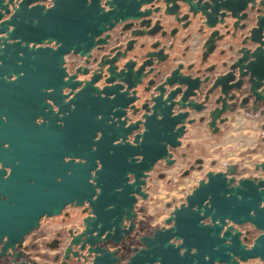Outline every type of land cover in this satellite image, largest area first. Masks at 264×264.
<instances>
[{
	"label": "water",
	"instance_id": "obj_1",
	"mask_svg": "<svg viewBox=\"0 0 264 264\" xmlns=\"http://www.w3.org/2000/svg\"><path fill=\"white\" fill-rule=\"evenodd\" d=\"M44 1L45 0H21L20 4L15 7L13 0H7V3H5V0H0V32L6 33L5 37H0V44L4 45L3 48H0V85L9 88L11 92L17 91V93L21 95H27L28 98L25 99V102L23 98H20V101L27 105H32V107H42V115H44L43 110L45 107L51 109V106L45 103V96L52 99L53 102L57 104L59 113H64L70 108V105L73 104L75 108H72V110H79L81 105H83L82 100L88 95V99L91 101L89 103V109L92 119L88 124L82 120L78 121V136L73 142V145H63L59 159H61L60 163L63 165L65 171L69 170L70 173H78L85 181L88 170L95 167V159L99 158L103 167L97 172L96 180L98 186L101 188V192L95 201H91L90 196L93 190L90 191L89 197L87 198L85 197L86 195H84L82 185L79 183L78 192L74 194V197H77L78 200L89 199L90 201L89 207H83L82 210L86 215L82 217L81 230L72 236L69 243H71V247H76V251L72 252V256L75 258L77 264H116L118 257L115 255V251H108L101 246V244L106 241L119 243L124 237L128 236L133 228L132 223L131 229L125 231L121 235L118 227L119 217L130 203L129 191L132 190L131 186L124 184L126 180L125 173L127 171H133L139 178L143 168L148 167L156 157L163 155V142H174V135L171 133V128L175 119L178 118H171L169 116V106L164 101L157 98L153 115L149 117L147 121V131L144 134L143 142L135 147L126 143L113 145L112 140L117 137H123L127 132L131 131L132 127H135V125H132L125 129L123 127V121H119V117L122 115V108L128 103L126 95L121 93L119 88L120 86L123 87L124 83H129V87L132 88L137 83V72H139L138 69L142 65L137 70H131V65L125 62L122 65L128 67V72H123L121 67V71L116 73L114 70L118 68V64L115 63L121 56L112 58L114 69H109L110 72H112L109 79L113 80H106L105 82L119 83L120 85L117 84L97 90L88 82L80 92L75 94L72 100L65 103L66 108H63L57 99L58 94H60V89L63 86L73 88L76 84L70 81L71 78L68 81L62 79L64 73L63 70L59 68L60 55L70 47H75L78 50L86 49L92 42L89 33L95 35L102 30L105 24H110L116 19L128 16L135 17L142 14L146 16L149 10L143 13L137 11L140 2H142L140 7L143 5L153 7L156 3H163L165 5L163 13L166 15H176L175 11H180L182 5L187 6L189 11H191V8L190 5H188V0H171L173 6L169 9H167L169 0H112L114 4L113 9L110 12L98 14L99 9L97 0H92V4L87 7L84 5V0H56V6L45 12L42 6L45 4ZM31 2L41 5H34L29 8L28 4ZM245 3L246 0H212L211 5L197 4L192 5V8L193 10L211 8V12H206L208 23L210 24L208 27L211 28L216 25L213 23H215L216 12L219 8H229L232 10L233 15H236L237 12L245 6ZM9 4L12 5V8H8ZM158 8L159 7H156L153 10L156 11ZM257 11H259V9H257ZM251 14V10H246L244 13L245 17ZM199 15L200 13L193 12L191 18L198 20ZM185 17H188V13L185 14ZM228 19L234 20L232 28H235V17H225V20L221 23L223 27L227 28L229 26V22H227ZM244 21L250 24L253 23L250 19H245ZM9 24L12 25L11 31L8 30ZM245 25L246 24H242L239 29H242ZM258 25V28L252 30L251 38L253 40L260 39V30L264 29V17L258 18ZM229 31L228 29L226 34L232 39L236 38L237 28L231 35L228 34ZM46 37L63 41L62 47L55 51L47 48H28L29 41L38 43ZM8 40H12L13 42L8 43ZM20 40L24 41L23 46H21ZM207 43L209 44V48L207 47ZM242 43H244V41H239L238 45ZM252 43L255 42L253 41ZM261 43H264V41H261ZM205 45L207 53L204 54L203 59L207 54L213 51L215 41L209 39ZM230 49H232V46H230ZM241 51H244V55L237 61V64L241 67L242 79L238 81L237 84H231L227 81L231 78V73L222 79L217 77L212 84V89L205 94V99H207L208 96L214 94L213 90H215L217 97L214 103L221 104L222 108L224 105L221 103L222 98L220 93L225 96L238 98L237 94L244 95L245 92L249 91L247 85L250 81L254 91L259 82L264 80V49L257 48L255 52L248 53L247 50H243L237 46L234 50V54L230 58L233 59L234 57H238ZM20 53H22V55H20ZM68 54L82 56L74 50L65 55ZM249 55L254 56L255 59L249 61L245 65L244 61L248 59ZM17 61H20V63L18 64ZM244 68H247L251 73V76L247 79L243 78ZM177 70L178 69L172 71L164 80L167 86L178 85V87L175 88L176 94L181 92V86H183L184 89H187L189 86V91L193 86L202 89V82H200L199 77H197V82L189 80L183 77L182 74L176 72ZM21 71L24 73L23 76L19 75ZM233 71H235V69H233ZM12 72L17 73V79L15 81H5L3 76ZM253 77H255V79H253ZM92 79L95 80L97 78L93 77ZM207 79L208 78H204V81ZM47 87L53 88V92L45 93L42 91V89ZM100 91L105 93L103 98L99 95ZM93 93L96 94L93 95ZM110 93L114 94V98L109 99ZM171 95H174V92L170 94L169 99ZM185 95H187V93ZM192 95L195 96V93L193 92ZM249 100H251L252 112L254 113L256 110V100H259L260 105H264V99H261L259 94H257L254 100L252 99V93H249V95L243 96V101L240 103L239 107L246 111V104ZM15 101H17V99H15ZM116 106H119V108L113 111V108ZM235 106L237 105L233 104L228 106L225 110L233 111ZM204 107L205 106H198L196 102L192 101L188 104V108L195 111H200L204 109ZM157 112L162 114V119H156ZM97 113L102 115V119L97 120L95 118ZM188 114V112L184 113L185 116H188ZM260 115H264V111H261ZM112 116H115L117 120L109 123ZM46 117L47 116L44 115V118ZM55 117V115L47 117L46 124H54L56 121ZM117 121L119 122V126H117ZM189 123H192V121L190 120ZM64 125H66L65 119ZM87 130L88 136L86 137L85 132ZM97 130L101 131V138L99 141H93L92 137ZM93 143L96 144L95 151L91 150V145ZM137 152L142 153L144 156V159L140 163H136L134 160L130 159L132 154ZM65 155L83 156L86 158V162L83 164L71 160L65 162L63 160ZM255 169L259 170L263 176L259 178H240L238 180H241L242 187L232 190L226 188L222 175H227L228 173L232 175L234 173L233 166H229L225 172L211 171L217 176L211 178L208 185H202V187L189 198V208L184 209L183 206H181V210L176 211V225L174 229L157 232L155 238L152 239L147 237L138 239L141 245L140 248L144 246L143 243L147 245V248L146 250L136 252L135 248L137 247H134L132 251L136 252V254L130 259L129 264H151L153 259H161V264H193V262L194 264H213V261L223 262V264H237V261L232 259L233 256H238L240 258L239 264H247L249 261L253 260H258V262L248 264H264V209L257 208L259 200L264 199V192H258L257 184L253 183V181H259V183L264 184V162L255 164ZM230 178L235 181L234 176H230ZM118 185L122 186L120 192L114 190ZM91 187L93 188L92 185ZM33 190L34 189H32L30 196L25 199L16 200L12 204L8 201L0 200V234H8L9 241L18 239L26 231V234H28L32 230L37 229L38 226L35 225V223L40 213L52 212L58 209L64 201L69 200L66 198H58L45 202L42 201V194L37 190ZM226 191L232 192L230 198L225 197L224 194ZM237 193L240 194V199H237ZM208 194H211V208L204 206V215L211 214L214 220L217 216H220L221 222H223L222 217L225 215L236 222L250 220L236 224V228L247 233V238L245 237L246 243H251L252 239L260 235L256 238V242L252 249L243 248L238 239L239 232L233 234L231 229H229L225 231L223 237H220L218 235V226H201L198 224V220L201 217L198 211H191V205L195 203L199 208L202 200ZM137 196L145 200L147 198V193L144 195L137 194ZM109 203L114 205L113 208H107ZM67 204L82 207L81 204L76 201L73 203L72 200L66 201L61 206L59 212L51 214L49 217L60 215ZM92 207L95 212L94 219L93 213L89 211ZM249 208L256 209V214L254 216L248 215ZM213 209L215 210L214 212ZM134 216L135 213L133 212V217ZM114 217L115 219H113ZM166 223L167 221L164 219V224ZM112 224L117 225L115 233H110L109 235L105 234L106 231H111L110 226ZM245 225L247 228L243 230L242 226ZM89 226L90 229L87 231ZM93 233L96 234V237H93ZM151 234L152 232L143 236H150ZM171 235L183 236L184 246L195 245L197 247V253L190 255L186 251L183 257L179 256L176 248L167 244V240ZM100 237L103 238L101 239ZM225 239H230L231 244H224ZM2 254L3 253H0V255ZM205 255L209 257L207 261L204 260ZM81 257H83V259H81ZM68 258L69 256H65V260ZM125 264H128V259Z\"/></svg>",
	"mask_w": 264,
	"mask_h": 264
},
{
	"label": "clouds",
	"instance_id": "obj_2",
	"mask_svg": "<svg viewBox=\"0 0 264 264\" xmlns=\"http://www.w3.org/2000/svg\"><path fill=\"white\" fill-rule=\"evenodd\" d=\"M21 0H13V4H15V7H17L20 4ZM5 3H7V0H5ZM140 2L138 4L137 11L140 13L144 12V9L140 7ZM92 4V0H84V5L87 7ZM98 14L107 13L110 12L114 4L112 3V0H97ZM204 5L212 4V0H188V5H190L191 11H189V8L187 6L181 7L180 11L176 12V19L179 20V23H176V20L173 19L171 16L164 17V25L165 30H170L172 27H176L177 29H180L181 25H184L186 23L187 17H185V13H188V17H191V14L193 12L200 13L198 21L194 24H192L190 27L184 28L182 30L177 31L175 34V39H166L163 41V45H166L168 43H174L175 47L172 49V55L173 56H180V52L182 51L184 45L180 43V39L182 37H185L186 34H192L191 38L186 41V43L190 46L188 53L184 57H180L177 60V64L183 63L185 65V69H187L188 64H193L194 67L192 69H187L182 75L183 77H186L189 80H193L197 82V77H199L200 82L204 81L205 76H210V80L206 87L203 89H198L195 86L191 88L189 91V86L187 89L181 90L179 94H176L175 88L169 89L168 91H165L164 89L167 87L166 83L164 81L158 82L156 86H154V90H150L149 94L144 96L143 98H140L137 100L135 104L132 103L134 99H136V96L134 94V90L129 87V83H124L123 87L120 86L119 91L123 94H125L129 99L128 103L123 106L122 112L123 115L119 117V121H123V127L125 129L129 128L132 125H135V127H132L131 131L127 132L126 135L123 137H117L116 139L112 140L113 145L118 144H129L133 147L137 146L139 143L143 142L144 134L147 131L146 125L148 118L153 115L154 108L157 102V98L164 101L169 106V116L171 118H178L175 119V122L172 125L171 133L174 135V142H163L164 147V153L163 155H160L156 157L148 167L143 168L141 170V174L139 175V178L133 171H127L125 173L126 180L124 182L125 185H129L132 187V190L129 191V197H130V203L127 206L126 210L120 215L119 217V224L118 227L120 229V234L122 235L125 231H128L132 227L133 223V212L135 211V204H136V197L137 194L144 195L145 193L152 191H158L160 199L164 203H172V198L177 197V202L169 209L168 213L164 217V219L167 221L166 224H164L161 227L154 228V231L150 236H143L141 235L138 237V239H141L142 237H147L149 239L155 238L157 232H163L170 229H174L176 225V211L181 210V206H183L184 209L189 208V198L194 195L201 187L206 186L209 184L210 179L213 177H216L217 175L215 173H212L211 171H206L204 174H193L194 179L191 180L190 183L184 182V176L187 172L191 171L192 168L199 166V161L204 160L207 158L208 161L214 162L219 161L220 162V168L221 170H227V166L238 158V153L241 151H244L246 148H255L256 145L252 141L255 140L256 137L264 136V130H262L258 125L264 124V117L260 116L261 111H264V105H260L259 100H256L255 105V113H252V106L246 105L248 107V112L245 113L244 109L239 107L240 103L243 101V96L237 97H231V96H225L222 93L221 95V103L224 105V107H221V104H215L213 105L209 101L204 100V94L208 92V89L212 87V83L216 80L217 77L219 79H222L224 77H227L229 73H231V78L227 81L231 84H237L238 81L242 79V70L240 65L237 64V61L241 59V57L244 55V51H241L239 53L238 57H234L232 60L228 59V56H219L218 51L212 52L211 56H209L207 63H203L201 60V51H202V45H204V40L207 39L209 41V38H213V32L211 29L208 28V16L206 15V12H211V8H207L204 10L196 9L193 10L192 5ZM34 5H41L39 3L31 2L28 4V7L31 8ZM43 10L47 12L50 9H53L56 6V0H48L47 4L42 5ZM173 4L171 3V0H169V4L167 5V9L171 8ZM8 8H12V5L9 4ZM161 11L163 12L165 5L161 3L160 5ZM259 9V11H257ZM246 10H251V15L248 17H245L244 13ZM170 12V11H169ZM159 16V14H158ZM225 17H235L236 18V24L235 28H231L229 35H231L233 32H235L236 28H240L241 25L244 23L245 19H250L253 21V23L249 24L247 28L244 29L243 34L236 33V38L238 41H244V43L239 44L238 47L247 50L248 53H253L257 48L264 49V43H261V41H264V29L260 30V39L259 40H253L252 37V30L259 27L258 25V18L264 17V0H246L245 6L237 12L236 15H233L232 10L229 8L221 7L216 12V18L215 23L213 24H221ZM158 18V17H157ZM143 19V14L138 15L135 17L128 16L124 18H119L114 20L110 24H105L102 30H100L95 35H91L92 42L90 46H88L86 49L78 50L75 47H70L67 49V51H64L60 55V63L59 68L63 70V76L62 79L64 81H68L70 78L73 82L78 81L79 83L76 84L75 87L70 88L68 86H63L60 89V92L62 95H64V102L67 103L68 101L72 100L76 93L80 92L81 89H83L86 86V83L90 82L92 87L100 90L104 89L105 87H111L113 85H120L119 83H106L105 81H112L113 79H109V77L112 75V72H110V68L114 69V63L112 58L117 57L118 54H123V49L117 48L109 54L107 51L101 53V58L97 59L95 63L93 64V71L89 72V75L87 77L81 76L80 73L84 72L87 65L80 63L76 64L75 66H71L69 64L68 56H66V53H69L71 51H75L78 54H81L84 58V60H87L89 62H92L93 56L95 54L96 48H103L107 39H108V33L109 30H112L114 28H122L125 25H127L130 21H135L136 24H139V20ZM7 20V19H6ZM168 21H172L171 24L168 23ZM155 20H153V23ZM212 25V24H211ZM203 29L204 36L200 37L198 36L197 29ZM8 30H12V25H8ZM133 29H129V32H131ZM125 35H128V33H125ZM5 32H0V37H5ZM156 39H159V37H156ZM255 43H252V42ZM12 40H8V43H12ZM151 43V41H149ZM21 46L24 45V41L20 40ZM139 42L137 43L138 46ZM63 45V41H58L55 38H44L38 43H33L32 41L28 42V48H36V49H51L53 51L60 49ZM4 45L0 44V48H3ZM209 48V45H207ZM147 48V46H146ZM22 55V53H20ZM231 55V53H229ZM218 57V58H217ZM255 57L252 55L248 56V59L244 61V64L246 65L249 61L254 60ZM103 61V62H102ZM107 61V62H106ZM223 61H226L227 63H222ZM19 64L20 61H17ZM215 63L217 65V70L213 73L209 74L207 71H205L206 68L210 64ZM123 69V72H128V67L121 66ZM199 68V71H196V69ZM79 69V70H78ZM235 69V71H233ZM116 73L120 72V68H115L114 70ZM176 72L179 73V70ZM101 73H103V78H101ZM97 75L98 78L93 80V76ZM173 74V73H172ZM243 74L245 79L251 76V73L247 70V68L243 69ZM20 76H23L24 73L21 71L19 73ZM143 75L141 72L139 75L138 80ZM3 79L5 81H15L17 79V73L12 72L10 74L4 75ZM255 79V77H253ZM99 80V83L97 81ZM169 82V81H168ZM170 83V82H169ZM196 85V84H195ZM249 91L245 92L244 95H249V93H252V99H256L257 94H259V97L261 99H264V80H261L258 84V86L255 87V90L253 91L252 83L251 81L247 85ZM45 93H52L53 88L47 87L42 89ZM218 91V90H217ZM174 92V95H171V98L169 99L170 94ZM195 93V96L192 95V93ZM187 93V95H185ZM96 93H93L95 95ZM99 95L101 98L104 97L105 93L103 91L99 92ZM174 97V99H173ZM114 98V94H109V99ZM195 99L197 103H202L205 105L204 111L200 113L201 116H204L203 121L199 119V116H196L195 114H190L188 116H185L184 113L189 111L188 104L191 100ZM45 103L51 106V109L53 112L57 113L58 115H64L63 113H59L58 106L53 102L52 99L45 96ZM233 104L237 105V108L234 111H228L225 110L228 106H231ZM146 105V107H145ZM70 108H75V105H70ZM119 106H116L113 108V111H116ZM47 111V109H45ZM247 117V118H245ZM259 117V119H257ZM97 120L102 119V115L100 113L96 114L95 117ZM161 113H156V119H162ZM6 117L4 115H0V120H5ZM117 118L115 116H112L109 120V123L112 121H116ZM192 121V123H189V121ZM45 119L41 115H37L34 118V123L39 126L42 123H45ZM57 124L60 126H63V120H57ZM117 126H119V122L117 121ZM101 131L97 130L95 132V135L92 137L93 141H99L101 138ZM4 148L8 147V143L4 142L3 144ZM91 150H96V144L93 143L91 145ZM136 163H140L144 156L142 153H133L131 158ZM258 159H264V157H258ZM63 160L65 162H68L69 160L73 162L78 163H85L86 158L83 156H69L65 155L63 157ZM103 167L101 161L99 158L95 159V167L90 168L88 170V177L87 182L93 186V191L91 194V201H95L97 197L99 196L101 192L100 186L97 184L96 176L97 172ZM0 169H3V176L6 178L10 172L11 168L0 163ZM223 180L225 182L226 188L229 190L237 189L242 187L241 180L233 181L230 177L227 175H222ZM57 181H59L61 178L57 177ZM254 184H257V191L258 192H264V184L259 183V181H253ZM116 192H120L122 190V186H116L114 189ZM179 194V195H178ZM225 197L230 198L232 195L231 191L225 192ZM240 194L237 193V199H240ZM75 200L77 203H80L82 207L88 208L89 207V199H82L78 200L77 198H72L66 201ZM211 200V194H208L204 197V199L201 202V205L199 208L195 203L191 205V211L192 212H199V216L201 217L198 220V224L201 226H213L216 225L219 227V233L218 235L220 237H223L225 234V231L231 229L232 233L235 234L236 232H239V242L245 249H252L254 243L256 242V238L260 235H258L256 238L252 239L251 243H246L247 233L244 231H240L236 228V224L244 223L246 221L250 220H244L242 222H236L229 216L225 215L222 217L217 216L216 219H213V216L210 215H204V206H208L211 208L210 204ZM64 201L62 205L66 202ZM61 205V206H62ZM61 206H59L58 209L52 211V212H42L38 215L36 219L35 225L38 226V228L43 229L45 225L50 223V220L46 217L51 216V214L57 213L60 211ZM113 204L109 203L107 205L108 209L113 208ZM162 205L156 204L155 207L159 209ZM257 208L264 209V199H260L257 205ZM93 213V219H94V210L93 207L89 209ZM215 210L213 209V212ZM256 214V209L249 208L248 209V215L254 216ZM58 219V218H57ZM115 219V217L113 218ZM99 227V226H98ZM111 231L107 232L105 234L109 235L110 233H115L117 225L112 224ZM90 226L88 227L87 231H89ZM91 231V230H90ZM27 232V231H26ZM24 232L18 239H13L9 241V235L8 234H0V253H5L10 256L12 264H31V259H34L36 257L31 258H24L21 256L20 251L18 250L21 244H28L29 239L31 238L28 236L25 238ZM55 234L50 233L44 237L45 240H50L53 238ZM93 237H96V234L93 233ZM246 237V238H245ZM101 239L103 237H100ZM144 246L142 248H135L136 252H139L140 250H146L147 245L143 243ZM167 244L171 245L173 248H176L177 254L181 257L184 256L185 252L187 251L190 255L197 253V247L195 245L191 246H184V237L179 235H171L169 236L167 240ZM224 244L228 245L231 244L230 239H225ZM215 247V245H214ZM72 247L71 243H68L67 247L65 248L64 254H62L59 257V260L57 261V264H60V261L65 260V256L72 255ZM136 252L132 251L131 256L128 258V264L130 262V259L136 254ZM208 256H204V260H208ZM83 259V257H81ZM232 259L237 261V264H239L240 258L238 256H233ZM151 264H161V259H153L151 261ZM194 264V262H193ZM213 264H223V262L219 261H213Z\"/></svg>",
	"mask_w": 264,
	"mask_h": 264
},
{
	"label": "flooded vegetation",
	"instance_id": "obj_3",
	"mask_svg": "<svg viewBox=\"0 0 264 264\" xmlns=\"http://www.w3.org/2000/svg\"><path fill=\"white\" fill-rule=\"evenodd\" d=\"M45 4L48 3V0L44 1ZM161 3H156L153 7L149 5H143L141 8L144 11L149 10V13L146 16H143V19L139 20V24H136L135 21H130L127 25L122 28H114L109 30L108 39L103 48H96L95 54L93 56L92 62L84 60L83 56L68 54L69 64L75 66L76 64H86L87 67L84 72L80 73L81 76L87 77L89 72L93 71V64L97 59L101 58V53L107 51L109 54L111 51L121 48L123 49V56L119 55V60L115 64H118V68H121L122 64L128 62L131 65V70H137V83L131 88L134 90L136 99L132 101L133 104L137 102L138 99L143 98L149 94L150 90H154V86L160 81H164L169 74L175 69L179 70V73L184 75L187 69H192L193 64H188L187 69L183 63L177 64V60L180 57L186 56L189 50V45L186 43L188 39L191 38L192 34H186L185 37L180 39V43L184 45L180 56H173L172 49L175 47L174 43H168L163 45V41L166 39H175V34L177 31L184 28L190 27L192 24L196 23L198 20H194L191 17H187L186 23L181 25L180 29L172 27L170 30H165L164 17L171 16L176 20V23H179V20L176 19V15H166L161 11ZM159 7L156 11L154 8ZM250 13V12H249ZM159 14V16H158ZM187 14V13H185ZM158 17V18H157ZM153 20L155 22L153 23ZM229 26L224 28L222 24H216L214 27L209 29L213 32V38L210 37V40L215 41V47L212 52L219 53V56H228L229 60H232L230 57L234 54L235 48L238 46L237 38H230L226 34L227 30H230L233 27L234 20L228 19ZM169 24L172 21H168ZM243 24H246L242 29L237 28V32L243 34L245 28L248 27L250 23L244 21ZM129 29H133L129 32ZM128 33V35H125ZM198 36L203 37V29L198 28ZM159 37V39H156ZM151 41V43H149ZM139 42L138 46L137 43ZM207 39L204 40V45H202L201 51V60L203 63H207L211 53L207 54L203 59L204 54L207 53L206 48ZM207 45H209L207 43ZM147 46V48H146ZM232 46V49H230ZM223 52V53H222ZM222 53V54H221ZM231 53V55H229ZM117 56V57H118ZM113 57V58H117ZM218 58V57H217ZM160 59V60H158ZM103 62V61H102ZM223 61L222 63H225ZM227 63V62H226ZM79 70V69H78ZM200 69L197 68L196 71ZM217 70V65L215 63L210 64L208 68L205 69L209 74ZM143 75L139 78L140 73ZM94 78H98L94 74ZM101 78H103V73H101ZM208 78L206 81L201 83V88L207 86L210 76H205ZM73 82L72 80H70ZM78 84L79 82H73ZM99 83V80L97 81ZM213 84V83H212ZM178 85L167 86L164 90L168 91L172 88H177ZM180 89H184L183 86ZM212 89L209 88L208 91ZM214 91L212 96H208L204 100L209 101L213 105L217 94ZM238 98L240 95L237 94ZM86 97V98H85ZM82 100V104L79 110H72L69 108L63 114L57 115L52 109L44 108L43 114L47 117L55 115V120H63V126L55 123L47 125V117L45 123L37 126L34 123V118L37 115H42V107L32 105H27L20 101V98H28L27 95L19 94L17 91H10L9 88L0 85V115L6 117L5 120H0V163L11 168L10 174L5 178L3 176V169H0V200L8 201L12 204L14 201L19 199H25L31 195L32 189L39 191L42 194V201H51L58 198L72 199L74 194L78 192L79 183L82 185V189L85 197H89V193L93 188L91 184L87 182L86 176L85 181L82 176H79L78 173H70V171H65L63 165L60 163L59 155L62 153V147L64 144H71L76 140L78 136L77 132V123L79 120L85 121L87 124L92 119L91 111L89 109V103L91 102L88 99V95ZM127 97V96H126ZM17 99V101H15ZM57 99L61 103L63 108H66L64 102V95L58 94ZM129 99L128 97L126 100ZM196 102L195 99L191 100ZM198 106H205L202 103H197ZM246 105H251V100ZM146 107V105H145ZM237 108L235 106L234 110ZM245 113L248 112V107ZM47 109V111H45ZM71 109V110H70ZM233 110V111H234ZM200 111H195L189 109L188 115L195 114L199 116V119L203 121L204 116H201ZM254 114V112H252ZM123 115V112H122ZM264 117V115H260ZM259 118V117H257ZM64 119L66 125H64ZM86 137L88 136V130L85 132ZM4 142L8 143V147L4 148ZM264 162V161H262ZM218 161L207 162L206 158L202 161H199V166L194 167L191 171L187 172L184 176V182H187V179L192 176L193 173L204 174L206 171H227L216 169ZM259 162H256L257 164ZM255 164L253 166L254 175H243L244 171H240L236 165L229 164L233 166L234 173L227 174L228 177L234 176L235 181L240 178H251V177H261L263 176L259 170L255 169ZM57 177L61 179L57 181ZM33 190V191H34ZM91 197V196H90ZM151 199V190L147 192V198L144 200L141 197H136L135 204V216L133 217V228L129 232L127 237H124L119 243H114L111 241H106L101 244L108 251H115V255L118 257L116 264H125L128 257L132 254V249L134 247L140 248L141 245L138 242V237L141 235L150 234L153 232L154 228H158L164 225V217L168 213L169 209L176 203L174 198H172V203H163L164 208L167 209L165 216L162 221L163 224H157L155 226L147 225L141 217L144 216L146 210V205L144 202ZM75 200H72V203ZM83 207H76L73 204H67L62 210L61 214L58 216L49 217L47 219L59 218L58 227L51 228L48 232L44 229H34L30 233L25 235V238L30 236L28 244H21L19 251L21 256L28 259L31 257H36L31 259V264H57L59 257L64 254V250L67 247L68 243L72 236L78 233L81 230V220L86 213L82 212ZM154 215L158 216L161 212V208L153 209ZM247 226H242V229L245 230ZM54 233L52 239L45 240L44 237L47 234ZM42 249L54 251L52 256L45 255ZM32 250H36L37 256L32 254ZM73 251H76V247H72ZM72 251V252H73ZM48 259V263H44V260ZM90 259V258H89ZM258 260L249 261L248 263H255ZM247 263V264H248ZM0 264H12L10 256L3 253L0 255ZM60 264H77L75 258L70 255L67 260L60 261Z\"/></svg>",
	"mask_w": 264,
	"mask_h": 264
},
{
	"label": "crops",
	"instance_id": "obj_4",
	"mask_svg": "<svg viewBox=\"0 0 264 264\" xmlns=\"http://www.w3.org/2000/svg\"><path fill=\"white\" fill-rule=\"evenodd\" d=\"M247 118V117H245ZM259 119V118H257ZM264 124L258 125L262 130H264L263 128ZM253 143H255L256 147L255 148H246L244 151H241L238 153V158L235 160V162L231 163L237 166V168L240 171H244L243 175H254L255 173L253 172V166L256 162H262L264 161V159H258V157H264V136H260V137H256L255 140L252 141ZM206 161L209 162L206 158ZM218 161V160H217ZM216 169H221L220 168V162L218 161L217 165L215 166ZM146 202H150V200L146 201ZM148 210H146L144 212V216L143 219L144 222L147 225H150V222L152 220V215L154 213V208L155 205L148 206ZM157 225V224H155ZM153 225V226H155ZM45 251V249H42V252ZM32 254L34 256H37V252L36 250H32L31 251ZM53 254V253H52ZM52 254H50V256H52Z\"/></svg>",
	"mask_w": 264,
	"mask_h": 264
},
{
	"label": "rangeland",
	"instance_id": "obj_5",
	"mask_svg": "<svg viewBox=\"0 0 264 264\" xmlns=\"http://www.w3.org/2000/svg\"><path fill=\"white\" fill-rule=\"evenodd\" d=\"M194 174V173H193ZM192 174V176L191 177H189L188 179H187V182L186 183H190L191 182V180L192 179H194L195 177H194V175ZM195 174H200V173H195ZM179 195V194H178ZM174 198V201L175 202H177V197H173ZM150 200V202L148 203V202H144V204L146 205V210H148V206L149 205H156V204H161L162 206L160 207L161 208V212H160V214L158 215V216H155L154 215V213H153V215L151 216L152 217V220H151V222H150V226L152 227L153 225H155V224H163V221H162V219H163V217L165 216V214H166V212H167V209H165L164 208V205H163V201L160 199V196H159V192L158 191H152L151 190V199H149ZM145 210V211H146ZM58 218V217H57ZM56 217L55 218H52V219H50V223L49 224H47V225H45L44 226V230L46 231V232H48L49 230H51V228H55V227H58V222H59V218L57 219ZM141 218H143V217H141ZM48 235V234H47ZM54 251H49V250H45L44 251V254L46 255H50V254H52ZM49 262V260L48 259H45L44 260V263H48Z\"/></svg>",
	"mask_w": 264,
	"mask_h": 264
}]
</instances>
